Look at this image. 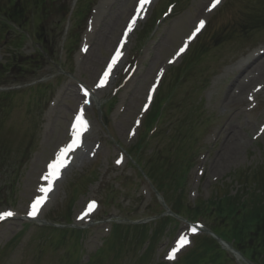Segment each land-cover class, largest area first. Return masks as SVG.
Segmentation results:
<instances>
[{
  "label": "rangeland",
  "instance_id": "374dc122",
  "mask_svg": "<svg viewBox=\"0 0 264 264\" xmlns=\"http://www.w3.org/2000/svg\"><path fill=\"white\" fill-rule=\"evenodd\" d=\"M78 1L64 0L63 5L73 9ZM169 1L150 0L140 12L142 14L139 15L134 31L131 36H126L127 44L120 50L119 60L111 72L112 78H107L110 82H105L102 87L97 88L99 78L119 48L129 20L137 15L139 0H96L88 15L80 48L73 58L69 56L65 45L68 40L67 28L73 27L77 19L75 15L72 18L68 16L62 27L60 21L55 20L56 24L50 27L49 35L45 37H49L47 40L52 45V56L39 64L43 69L27 73L17 70L15 77H25L26 80L20 86H14L28 91L29 87L42 82L43 85H51L54 94L47 100L40 99L39 107L35 105L39 98L32 100L30 93L6 103L10 118L8 122H4L5 128L0 126V134L9 140L10 146L13 144L10 140L13 137L17 139L20 128L26 125L24 116L27 114L29 120L32 118L35 123L39 121V131L35 138V148L26 159L19 162L23 159L25 148L15 143L12 163L6 161L4 165H0V212L12 210L22 216L0 226V264H89L92 259L94 261L103 237L109 233V225H103H112L114 222L110 221L113 219L120 223H151L155 220L156 217L153 216L160 208L155 199L154 185L141 179L128 153L130 145L142 136L143 125L140 126V123L141 120L144 123V105H149L150 90L157 79L161 83L165 74L167 76L182 63L187 49L194 45L193 38H188L201 20H210L209 27L212 30L219 25L231 26L243 15L240 11L244 5L243 0H230L228 4L224 0L219 7L220 9L225 4L222 10L218 12V9L213 13L206 8L210 0H184L178 3L172 13L167 12L160 18L162 7L169 4ZM202 11L205 12L201 13ZM206 13L209 14L206 16ZM154 18H159V28L150 38L145 39L142 47L137 45V32ZM96 20L99 22L98 26L94 25ZM102 21H105L106 28L105 25L104 28L100 27ZM63 27L64 31L61 33ZM92 28L94 35L89 33ZM7 31L11 37H16L15 29L12 32L8 28ZM87 31L89 44L85 38ZM210 35L206 40L207 44L210 42ZM257 38L255 40L263 42L258 49H264V32L258 34ZM94 39L96 40L92 44ZM8 40L0 41L1 62L8 57V51H14L8 45L12 44L13 39ZM185 42V51L177 56V51L184 47ZM86 43L89 47L84 53L81 47ZM42 45L38 46L34 37L26 38L17 53L35 55L39 48L42 49ZM208 47L209 51L201 63L176 91L162 122L164 132L146 147L144 155L147 154L146 157L152 161L150 167L157 174L158 182L171 203L183 197L187 204H195L222 194L232 198L237 205L242 204L240 201L244 197L253 195L255 208H259L263 205L257 204L258 199L261 198V203H264V196L257 193L261 186L264 190V85L257 90L256 86L251 85L244 94L237 86L240 77L238 66L255 51L247 49L232 61L235 52L240 50L241 42L229 39L219 43L216 48ZM221 58L229 64L216 71ZM38 75L40 77L36 79ZM205 76L209 86L200 91V82ZM8 80L15 79L11 77ZM17 87L14 88L18 89ZM84 87L88 91L94 89L95 94L92 93L96 98L87 112L90 123L87 119L88 127L81 137V142L84 143L70 153V163L36 219H26L28 205L44 184L41 178L46 173L47 165L72 139L69 124L85 100V95H82ZM113 95L114 102L109 104ZM102 107L106 114L104 119ZM185 130L189 135L183 133ZM238 137L242 141L240 151L230 161L226 159L220 162L226 141L230 138L232 143ZM196 151L199 152V157L195 164L194 160L189 176H186L185 186L179 185L180 175ZM76 183L80 194L72 207L70 226H87L88 229L79 241L81 249L77 255L80 254V257L70 263V256L73 255L69 251L72 240L68 239L70 244L56 248L54 242L39 238V229L53 223L59 224L57 226L67 225L61 217L55 216L61 210H66L71 194L70 184ZM113 187L117 191L113 193L115 200L105 206L104 195ZM92 198L100 202L95 222L93 225L78 223V214L86 201ZM213 212L211 209L209 214L216 219V213ZM247 212L253 213V208H248ZM225 222L227 226L228 221ZM206 223L210 225L209 222ZM169 224L166 231L147 250L146 242L137 245L134 231H130L127 236L118 233L116 241L118 247L122 245V257H117L112 252L110 258L114 256V259L111 264H140L144 260V264H161L167 250L173 245V239L183 230L191 231L186 220H173ZM45 229L50 232L49 227ZM63 230L68 231L73 239L76 238V232ZM64 231H61L62 234ZM206 237L222 246L212 236ZM147 252L151 256L146 258L143 255ZM225 256L230 257L229 259L234 257L229 252H225ZM108 263L110 262H99L96 259L92 264Z\"/></svg>",
  "mask_w": 264,
  "mask_h": 264
},
{
  "label": "snow or ice",
  "instance_id": "6c2138e0",
  "mask_svg": "<svg viewBox=\"0 0 264 264\" xmlns=\"http://www.w3.org/2000/svg\"><path fill=\"white\" fill-rule=\"evenodd\" d=\"M149 2H150V0H139V7L136 10L137 15L133 16L132 19L130 20V22L127 26V30L124 34L125 37L127 36V33L133 29V27L136 23V20L139 16V13L144 10V5L148 4ZM219 2H220V0H212V3H211L208 10L210 11L212 8L216 7V5ZM204 23L205 22L203 20H201L199 22V24L194 29L192 35L188 38L189 40L192 39L196 35V33H198L201 30V28H203ZM123 43H124V41H121V46L123 45ZM186 47H187V42H185L184 47H181L177 51L176 55L179 56L181 53H183L185 51ZM120 55H121L120 48H117L114 55L111 58V61L108 63L107 68L104 70L102 76L99 78V83H98L97 87H102L105 84L107 78L109 77L110 73L113 70L114 65L118 62ZM171 62L172 61H170V63ZM154 89H155V85H153V90ZM85 95L86 96L88 95L86 90H85ZM148 99L151 100V95H149ZM85 103H87V101H85ZM145 108H147V105H145ZM87 127H88L87 121L84 119L83 112L81 110L80 113L76 114L75 120L72 124V139H71V141L68 144H66L63 148H61L60 151L56 154L55 159L52 160L47 165V172L42 177V179L47 181V186L46 187L41 186L38 189L39 194L32 201V203L30 205V210L27 212L28 216L34 217L35 215H37L39 208L46 201L47 193L49 191H51L54 181L59 178L61 170L64 167H66V165L68 163V160H67L68 155L71 152H73L77 147L80 146L82 134L84 131L87 130ZM117 163H119V161H117ZM94 207H95V201L90 202V204L88 206V211H91ZM12 215H14V213H12L11 211L0 212V219H4V218L10 217ZM84 215H87V212H85ZM191 231L195 232L196 228L193 227L191 229ZM175 243H176V246L173 247L171 252L169 253V259L174 258L176 252H178L180 248H182L185 244L188 243V239L186 236H180L179 239Z\"/></svg>",
  "mask_w": 264,
  "mask_h": 264
},
{
  "label": "trees",
  "instance_id": "16d2710c",
  "mask_svg": "<svg viewBox=\"0 0 264 264\" xmlns=\"http://www.w3.org/2000/svg\"><path fill=\"white\" fill-rule=\"evenodd\" d=\"M46 2L47 0H15L10 4H8L7 6L0 7V10L10 19H13L16 22L24 24V22L27 19L28 9L31 6H35L38 8H42L45 11L47 9ZM189 63L190 60L188 58L184 67ZM184 74H185L184 68L183 66H180L178 68V72H174L171 77H173L172 78L173 81H176V79L179 80L180 78H182ZM261 205L263 206L261 207L256 206L259 208H255L253 210L254 211L252 213L253 218L251 217L249 218V220L242 221L243 218L247 217L248 213H246L247 215L245 214V217L243 215L236 213L238 211L237 209L238 207H236V204L234 202L226 200L224 205L217 206V208L214 211L216 215L219 218H221L218 221L219 226L217 225V227H220L222 229L221 232L223 235H229L232 238H235L237 244H240L243 247L248 248L250 247L249 242L245 241L246 239L244 237H251L255 233L264 234V203H261ZM194 213L195 215H198L196 211ZM226 219L228 221L227 223L229 224V226L224 227L223 223L226 221ZM236 223H237V227H234ZM249 240L253 242V239H249ZM255 246L258 245L255 244Z\"/></svg>",
  "mask_w": 264,
  "mask_h": 264
},
{
  "label": "bare ground",
  "instance_id": "6f19581e",
  "mask_svg": "<svg viewBox=\"0 0 264 264\" xmlns=\"http://www.w3.org/2000/svg\"><path fill=\"white\" fill-rule=\"evenodd\" d=\"M204 12L205 11H202L201 13H204ZM100 16H101V13H100ZM98 23H99L98 20H96L94 25L98 26ZM104 25H105V21H102L101 24H100V27L104 28ZM105 28H106V25H105ZM94 32L95 31L93 29V31L89 32V33H90V35H91V33L94 35ZM87 37H88V34H87ZM94 41H95V39L92 41V44H94ZM256 71H258V72H256ZM256 71L251 72L247 76V78L244 81V83L239 84V87H240L239 89L242 91L243 94H244V92H246L249 89L250 84L252 82L258 81L260 78H264V61L259 64V66L256 68ZM236 94H238V93H236ZM232 136H233V134H232ZM235 139L236 140L234 142H232V143L228 142L226 144L225 152H224L223 156L221 158H219L220 162L223 161V160L225 161L226 159L230 161L240 151L242 141L239 138H235ZM12 218L13 219L17 218V214H14V216Z\"/></svg>",
  "mask_w": 264,
  "mask_h": 264
}]
</instances>
